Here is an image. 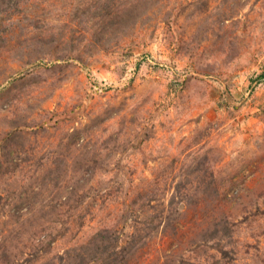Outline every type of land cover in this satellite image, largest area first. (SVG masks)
Masks as SVG:
<instances>
[{
  "label": "rangeland",
  "instance_id": "374dc122",
  "mask_svg": "<svg viewBox=\"0 0 264 264\" xmlns=\"http://www.w3.org/2000/svg\"><path fill=\"white\" fill-rule=\"evenodd\" d=\"M0 264H264V0H0Z\"/></svg>",
  "mask_w": 264,
  "mask_h": 264
}]
</instances>
